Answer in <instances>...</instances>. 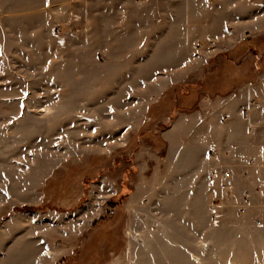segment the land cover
<instances>
[{
    "label": "rangeland",
    "instance_id": "rangeland-1",
    "mask_svg": "<svg viewBox=\"0 0 264 264\" xmlns=\"http://www.w3.org/2000/svg\"><path fill=\"white\" fill-rule=\"evenodd\" d=\"M125 1L0 0V264H264V205L233 176L218 190L232 170L211 144L233 103L253 102L264 0L205 45L151 35L143 65L124 36H83ZM47 12L66 17L49 27Z\"/></svg>",
    "mask_w": 264,
    "mask_h": 264
},
{
    "label": "crops",
    "instance_id": "crops-1",
    "mask_svg": "<svg viewBox=\"0 0 264 264\" xmlns=\"http://www.w3.org/2000/svg\"><path fill=\"white\" fill-rule=\"evenodd\" d=\"M245 1L250 3L254 0H156L154 7L158 11L157 15L160 16V20L151 24L153 19H149L147 0H126L123 2L125 16L115 23H106L105 25L100 20L102 15H109V13L107 11L102 13L99 10L94 14L93 28L90 29L87 24L83 36L91 34V40L93 43H97V48H102L101 42L107 41L106 33L110 35L109 41H112L111 35L113 34L117 36L116 41L120 40L119 36H124L125 39L133 43L130 48L132 55L127 57H138L141 64H144L148 63L151 35H153V40L154 36L162 34V40L173 43L180 42L181 47L188 50L192 49L196 43L205 45L213 40H218L225 33V28L229 23H232L238 31L243 30ZM131 2L135 6L134 9L128 6ZM259 5L261 6L262 2ZM46 11L50 12L49 9ZM48 12L45 13V18L49 27L53 26L54 18L66 17L61 12L58 15L48 14ZM261 26L262 24L256 23V30ZM66 27L68 28V25ZM210 27H214L212 31ZM5 32L6 28L0 26V34ZM34 32H36V28ZM67 34L69 38L77 37V34L72 30H69ZM104 47L106 48V46ZM108 48L111 46L109 45ZM157 48L160 49V46ZM3 50L4 48L1 46L2 53ZM163 55L171 63L174 62V60H170L172 54L168 51L163 52ZM4 56V54H0V57ZM174 64L172 63V65ZM174 68L176 67L168 66L162 70L171 71L172 69L171 72H173ZM248 92H250L249 96L253 102H248L247 99L245 102L233 103L232 108L226 111L228 120L221 127L222 137L214 138L211 140V144L220 146L223 151L227 149L229 156L227 155L223 162L225 165L228 164L227 167L232 170L236 185L241 186L242 191H246L250 201L256 202V205L261 203L264 205V72L256 81V87L250 88ZM232 133H238V135L234 137ZM251 160L254 163L248 164Z\"/></svg>",
    "mask_w": 264,
    "mask_h": 264
},
{
    "label": "built area",
    "instance_id": "built-area-1",
    "mask_svg": "<svg viewBox=\"0 0 264 264\" xmlns=\"http://www.w3.org/2000/svg\"><path fill=\"white\" fill-rule=\"evenodd\" d=\"M57 32L61 33L60 28H57ZM216 152H217L216 148H211L209 150V154L212 157L216 154ZM249 163H252V161H249ZM226 168H227L226 166L220 167L221 170L226 169ZM220 173L218 174V176L216 178H214V180L216 179V184H217L218 190L223 194H227V193H229L230 188H231L232 173L230 171H226L221 175H220ZM261 223H262L261 221H258V225H261Z\"/></svg>",
    "mask_w": 264,
    "mask_h": 264
},
{
    "label": "trees",
    "instance_id": "trees-1",
    "mask_svg": "<svg viewBox=\"0 0 264 264\" xmlns=\"http://www.w3.org/2000/svg\"><path fill=\"white\" fill-rule=\"evenodd\" d=\"M22 210L27 211V208H23ZM21 211V210H20Z\"/></svg>",
    "mask_w": 264,
    "mask_h": 264
}]
</instances>
